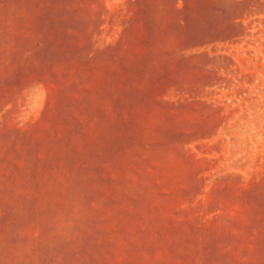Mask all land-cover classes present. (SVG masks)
<instances>
[{"label":"rangeland","instance_id":"1","mask_svg":"<svg viewBox=\"0 0 264 264\" xmlns=\"http://www.w3.org/2000/svg\"><path fill=\"white\" fill-rule=\"evenodd\" d=\"M0 264H264V0H0Z\"/></svg>","mask_w":264,"mask_h":264}]
</instances>
